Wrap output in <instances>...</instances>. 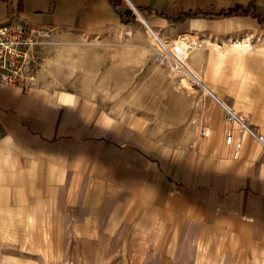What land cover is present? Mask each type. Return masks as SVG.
<instances>
[{
  "label": "crops",
  "instance_id": "0c3cea01",
  "mask_svg": "<svg viewBox=\"0 0 264 264\" xmlns=\"http://www.w3.org/2000/svg\"><path fill=\"white\" fill-rule=\"evenodd\" d=\"M130 11L169 47L187 43L190 76L130 108L0 83V264H64L71 244L107 243L151 244L166 263L264 264V149L226 120L264 135V0H0V27L113 33Z\"/></svg>",
  "mask_w": 264,
  "mask_h": 264
},
{
  "label": "rangeland",
  "instance_id": "374dc122",
  "mask_svg": "<svg viewBox=\"0 0 264 264\" xmlns=\"http://www.w3.org/2000/svg\"><path fill=\"white\" fill-rule=\"evenodd\" d=\"M126 21L128 26L124 31L113 33H37L31 77L112 106L130 108L136 102L141 103L136 97L142 96L144 87H149L151 92L165 88L168 85L164 83L165 78H173L183 69L162 51L158 59L161 63L156 61L157 45L149 38L137 13L130 11ZM163 39L171 46L182 40L180 37L176 41ZM143 49L147 50L146 54ZM186 90L192 91L191 85ZM150 248L148 243L135 245L128 254L110 243L71 244L70 259L64 264H178L150 259Z\"/></svg>",
  "mask_w": 264,
  "mask_h": 264
},
{
  "label": "built area",
  "instance_id": "2783aa9c",
  "mask_svg": "<svg viewBox=\"0 0 264 264\" xmlns=\"http://www.w3.org/2000/svg\"><path fill=\"white\" fill-rule=\"evenodd\" d=\"M39 31L18 26L0 27V83L7 86H27L32 83L31 77L34 62V46L37 43ZM193 46H195L193 44ZM180 67H184L182 63ZM226 120L237 121L241 128L254 136L264 149V135L256 134L249 130L244 121L235 112L227 110ZM208 126L201 127L199 134L207 135ZM231 136L228 133L226 141L229 143ZM239 146V145H238Z\"/></svg>",
  "mask_w": 264,
  "mask_h": 264
},
{
  "label": "bare ground",
  "instance_id": "6f19581e",
  "mask_svg": "<svg viewBox=\"0 0 264 264\" xmlns=\"http://www.w3.org/2000/svg\"><path fill=\"white\" fill-rule=\"evenodd\" d=\"M140 17V16H139ZM140 20L142 22L145 23V25L148 27V25L146 24V22L140 17ZM148 29L150 30V28L148 27ZM147 30V29H146ZM147 30L146 32H148L149 36L151 37L152 41L155 43V45H157V49L161 50L162 52H164L165 54H167L169 57H171L174 61H177V66L179 67V64L182 63V65L184 66L182 71L185 72V74L189 77L190 73L188 72L189 70L187 69V67L183 64V62L185 61L186 57L189 55V47L187 45V43L181 42L178 43L175 47L170 48L167 43H165L163 40H161V38L157 37L155 35V33L152 30ZM180 42V41H179ZM186 42V41H185ZM196 43V42H195ZM194 43V44H195ZM194 48V47H193ZM193 50V49H192ZM186 62V61H185ZM184 62V63H185ZM189 68V67H188ZM192 74V73H191ZM188 80V79H187ZM182 85H184L185 87L188 88V83L186 82V80H182ZM175 86V85H174Z\"/></svg>",
  "mask_w": 264,
  "mask_h": 264
},
{
  "label": "trees",
  "instance_id": "16d2710c",
  "mask_svg": "<svg viewBox=\"0 0 264 264\" xmlns=\"http://www.w3.org/2000/svg\"><path fill=\"white\" fill-rule=\"evenodd\" d=\"M227 16H231V15H235V14H238L237 11H230L228 13H225ZM243 14H246V13H243Z\"/></svg>",
  "mask_w": 264,
  "mask_h": 264
}]
</instances>
